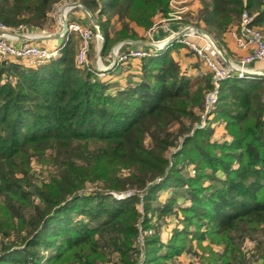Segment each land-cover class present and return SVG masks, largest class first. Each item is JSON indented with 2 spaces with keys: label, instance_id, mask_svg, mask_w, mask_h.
Masks as SVG:
<instances>
[{
  "label": "trees",
  "instance_id": "obj_1",
  "mask_svg": "<svg viewBox=\"0 0 264 264\" xmlns=\"http://www.w3.org/2000/svg\"><path fill=\"white\" fill-rule=\"evenodd\" d=\"M59 1L0 0V21L44 30ZM79 3L95 16L100 55L110 58L116 41L135 38L126 23L110 35L114 16L148 28L169 0ZM200 3L195 26L219 45L243 11L264 26V0ZM76 42L71 34L37 67L0 61L1 225L19 238L0 240V264H168L191 250L192 237L223 243L222 253L207 248L206 264H248L241 239L264 225V77L222 81L211 117L197 127L212 76L181 71L171 55L177 43L141 58L137 83L110 91L76 66ZM35 161L52 168L41 184ZM165 189L172 194L159 199ZM179 213L182 226L163 241L162 223Z\"/></svg>",
  "mask_w": 264,
  "mask_h": 264
},
{
  "label": "built area",
  "instance_id": "obj_2",
  "mask_svg": "<svg viewBox=\"0 0 264 264\" xmlns=\"http://www.w3.org/2000/svg\"><path fill=\"white\" fill-rule=\"evenodd\" d=\"M189 0H170L169 12L166 19L162 20V23L156 27H152L148 32V41L144 43V46L131 47L122 51H119L118 45L116 47V61L126 62L129 59H141L150 55H155L156 52L165 50L173 43L181 44L192 49L202 61L203 65L211 73L212 76V89L204 96L205 112L201 116L200 124L197 127H203L207 118H210V112L213 105L217 101V93L222 81L226 79H243L250 78L254 71L250 68V65L256 61L264 60V30L253 25V15H250L247 11H243L240 17L238 25L233 26L229 33L235 40V43L239 47H251L252 50L243 55L237 61H229L225 63L215 51L209 38L199 33L193 25H186L182 23V20L187 12V3ZM72 7V6H71ZM66 14V12H65ZM64 15V14H62ZM61 17L59 15L58 25L59 32L62 28ZM182 23L179 31L170 30L166 38L161 40H155L152 38V33L158 28H164L169 30L167 24L169 22ZM28 28L19 26L17 28H11L0 21V61H22L26 66L37 67L45 63L46 61L54 58L60 54V50L64 43L67 41L71 34L77 37L76 51H75V64L80 68H87L94 71L90 65L89 54L91 46L96 35L90 25L68 22L66 33L60 37L64 39L63 43L56 45L52 48H48L36 43L34 40L20 39L18 36L23 35L26 37H35L39 35H49L44 30L40 32L28 31ZM183 32V33H182ZM40 33V34H38ZM182 33V34H181ZM173 39L172 42L167 43ZM198 40V41H195ZM99 44L97 45V49ZM158 47V48H154ZM113 64V63H112ZM111 65H108L110 67ZM95 74L98 78L104 76V69L96 68ZM158 178L156 181H159ZM130 196L129 193L116 194V199H121ZM149 234L151 231L148 232ZM138 242L142 245V235H139ZM257 246V240L254 238L243 237L241 239V250L244 255L250 257L255 252ZM193 253H188V261L194 256ZM143 257L140 258L139 264H142ZM251 264H264L259 258L251 261Z\"/></svg>",
  "mask_w": 264,
  "mask_h": 264
},
{
  "label": "rangeland",
  "instance_id": "obj_3",
  "mask_svg": "<svg viewBox=\"0 0 264 264\" xmlns=\"http://www.w3.org/2000/svg\"><path fill=\"white\" fill-rule=\"evenodd\" d=\"M169 2H170V0H169ZM72 3H79V0H60L59 2L55 3L53 5L51 11L49 12V19L51 20V23H52L51 25L52 26L48 27V25H47V27L44 28V31L47 32L49 30H58L60 28L59 25H58V18H59V15H60V9L62 7L64 8L65 6H67L65 4H69L68 6L69 7L72 6V8L79 7V6L72 5ZM169 9L170 8H169V3H168V12H169ZM188 11L189 10L187 9L186 15L184 16V18L182 20V23L186 24V25H193L194 27H197V26H195V23L193 21L195 16H196V14L191 15ZM65 12L66 11H63V14L66 17L67 13L65 14ZM168 12H167V14H168ZM166 17H167V15H162L160 13H157L155 16L152 17L151 26L148 27V28H145L143 26L138 25L135 21H130L129 19H124V20L121 21L120 19H118V17L114 16L111 19L110 26H109L110 35L111 36L115 35L117 32H119L122 29L123 25L126 23L128 25L127 33L129 35L132 34L133 36H135V38L134 39L133 38L132 39L131 38H126V39H120V40L116 41L115 44L113 45V48L110 51L111 56H113L115 54L116 47L118 45L124 44V42L138 41V40L142 39V35L143 34H147V32L152 27H156V26L160 25L162 23V20L166 19ZM66 19H67V17H66ZM172 22H174V21H172ZM182 23H181V25H182ZM258 28L264 30V26H259ZM34 32H40V31L36 30ZM38 34H40V33H38ZM210 36L213 37L212 35H210ZM63 40L64 39L62 38L60 43H62ZM195 41H198V40H195ZM102 43H103V35H102ZM98 44H99V41L97 40V37H96V39H94L93 44H92L93 48H92L91 54L94 55L95 57H98V59H101V55L97 56V50H98L97 49V45ZM182 46H184V45H182ZM184 47L187 50H189L190 53L192 52V49L190 47H187V46H184ZM75 51H76V47H75ZM193 54L202 63L201 59L195 53H193ZM89 61H90V57H89ZM90 65H91V63H90ZM91 67L94 69V71L97 68V67L94 68L92 65H91ZM102 67H104V66H102ZM201 74L202 73H200V72H195L193 75H189V76L194 77L196 75H201ZM99 79H102V78H99ZM173 129L176 130L177 129V125L174 126ZM221 133H222V131H221ZM221 133L220 132L217 133V139L222 136ZM174 150H175V147H171L169 149L168 155L173 153ZM49 168L50 167H48L46 165H43V164L39 165L35 161V163H33V165H32V173L36 174V178L34 179V181L36 183H38V184H41V182H43L44 180H47L48 179ZM50 169H52V168H50ZM184 174L186 175L185 171H184ZM193 174H194L193 168H189V173H187V175H193ZM94 188H97V186L94 185V184H89L87 189L88 190H91V189L93 190ZM168 191L169 190H167V189L161 190L159 192V195H158L159 199L163 200V198L165 199V197H167L168 195L170 196L172 193L170 194V193H168ZM125 193H129V195H131L132 191H127ZM125 193L123 192L122 194H125ZM112 195L115 196L116 194L112 193ZM2 205H3V203L1 202V198H0V240L1 239H4V240L6 239L7 242H10L12 240L19 241V238H17L16 234H14V233L11 234L8 237H6L3 234L4 227H2L1 224L4 223V225L6 226L8 224V222H2L3 220H1V215H2L1 212H3L2 209H1ZM138 209L141 211L140 204L138 205ZM181 219H182V216H181V213H179V217H177V216H169L167 218V221L162 223L163 225H162V228H161L160 235H161V239H163V241H167L171 237V233H172V230L174 228H176V227L179 228V227L182 226V223L179 222ZM13 221H14V223H16V221H17L16 218H13ZM189 229H190V231H195V228L193 226H190ZM202 230H205V228L202 227ZM140 234L142 235V239H143V234L144 233H140ZM245 237L254 238V239L257 240V246H256V249H255V252L253 253V255H251L250 257H247V256L245 257V259L248 262V264H251V261L256 260V258L257 259L260 258L264 262V225H261L259 227V229H257L253 233L245 234ZM208 242H209L208 239L198 242L196 238L192 237V239L190 241L191 250L187 251V253H182L180 255L175 256L173 259L167 261V263L168 264H206L208 262L209 258L211 257L210 256V252H208L207 248H209V249L211 248V250H213L215 252H218V253H222L224 251L223 243H212L211 244L209 242V244H208ZM188 253H193L192 255L194 256V258H192L190 261H188V258H187L188 257Z\"/></svg>",
  "mask_w": 264,
  "mask_h": 264
},
{
  "label": "crops",
  "instance_id": "obj_4",
  "mask_svg": "<svg viewBox=\"0 0 264 264\" xmlns=\"http://www.w3.org/2000/svg\"><path fill=\"white\" fill-rule=\"evenodd\" d=\"M70 3V2H69ZM64 8L62 7L60 9V17L63 14V11H66V17L69 22H78L86 25H90L89 20L87 18L86 13L79 7H69V4H65ZM187 9L188 12L191 15H194L197 13L199 8L201 7L200 0H189L187 3ZM51 20L48 19L47 25L48 27H51ZM180 25V26H179ZM167 27L169 30L162 28L156 29L152 33V38L155 40H161L168 36L169 31H179L181 24L178 22H169L167 24ZM28 31H36L35 29L28 28ZM45 33L55 35L57 33V30H49L45 31ZM62 37L58 38H50L47 40H35L36 43L52 48L56 45L61 44ZM64 41V40H63ZM62 41V43H63ZM148 41V35L143 34L142 39L138 40V42H141L144 44ZM222 42L219 47L223 51L227 61H237L239 58H241L243 55L248 53L252 50L251 47H239L236 43L233 37L230 35V33H226V35L223 37ZM77 44V43H76ZM173 43L170 47H174ZM141 45L135 44L133 42H127L122 44L119 47V51L131 48V47H140ZM168 47V48H170ZM113 48V47H112ZM111 48V49H112ZM167 48V49H168ZM166 50V49H165ZM159 52V51H158ZM171 55L175 60L178 61L180 65L181 71L188 75H193L195 72L203 73L207 71L206 67L200 62V60L189 50H187L184 46H180L176 44V47L172 48ZM113 56H110V58L107 57H101V59H98V57H95L94 55H90V63L91 65L96 68L99 67L100 69H104V76L102 77V80L106 81V83L109 86L110 91H116L123 89L129 84H135L137 83L141 78V60L140 59H129L126 62H118L116 61L113 63ZM113 63V64H112ZM108 65H111L106 69ZM104 66V67H102ZM250 68L254 72H263L264 73V60L256 61L253 64L250 65Z\"/></svg>",
  "mask_w": 264,
  "mask_h": 264
},
{
  "label": "water",
  "instance_id": "obj_5",
  "mask_svg": "<svg viewBox=\"0 0 264 264\" xmlns=\"http://www.w3.org/2000/svg\"><path fill=\"white\" fill-rule=\"evenodd\" d=\"M72 5L79 6L86 13L87 18H88L89 23H90V26L94 30V33H95V35L97 37V40L99 41V47H98V50H97V56H99L100 55L101 48H102V32L100 30V26L98 25V22H97L95 16L84 5H82L81 3H72ZM60 21H61L62 28L55 35H51V34H49V35H39V36H35L33 38L32 37L31 38L30 37H26V36H23V35H19L18 37L20 39H24V40H28L29 39V40H34V41L35 40H39V41L40 40H47V39H50V38H53V37L58 38L62 34L66 33L67 25H68V21H67V19H66V17L64 15L61 16V20ZM195 29L199 33H201V34H203V35H205V36H207L209 38V40L211 41V43H212L215 51H217V53L219 54L220 58L225 63H228L229 61H227V59H226L223 51L220 49L219 45L216 43V41L213 39V37H211L205 31H203L202 29H200L198 27H195ZM172 41H173V39H171L167 43H170ZM128 42H133L135 44H139L141 46H144V44H142L141 42H138V41H128ZM124 43H127V42H124ZM154 48H158V47H154ZM112 59H113V63H115L116 62V56H115V54L113 55ZM251 76L264 77V73L263 72H254V73L251 74Z\"/></svg>",
  "mask_w": 264,
  "mask_h": 264
}]
</instances>
